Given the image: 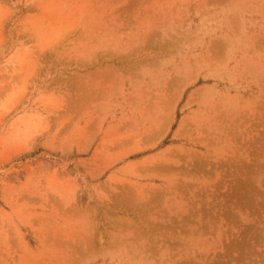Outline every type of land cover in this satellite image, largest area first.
<instances>
[{"label": "rangeland", "instance_id": "1", "mask_svg": "<svg viewBox=\"0 0 264 264\" xmlns=\"http://www.w3.org/2000/svg\"><path fill=\"white\" fill-rule=\"evenodd\" d=\"M0 264H264V0H0Z\"/></svg>", "mask_w": 264, "mask_h": 264}]
</instances>
